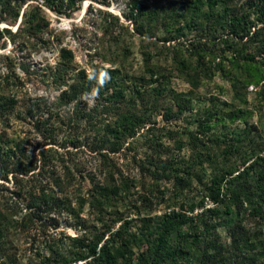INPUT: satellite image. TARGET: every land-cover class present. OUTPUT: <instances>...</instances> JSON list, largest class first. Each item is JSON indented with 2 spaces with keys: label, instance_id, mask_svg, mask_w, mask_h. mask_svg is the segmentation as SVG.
<instances>
[{
  "label": "rangeland",
  "instance_id": "374dc122",
  "mask_svg": "<svg viewBox=\"0 0 264 264\" xmlns=\"http://www.w3.org/2000/svg\"><path fill=\"white\" fill-rule=\"evenodd\" d=\"M2 1L0 133H8L5 141L20 140L18 153L25 156L52 146L68 161L66 168L57 160L45 174L31 169L27 184L60 177L72 193L78 190L69 196L35 187L12 192L11 164L7 172L0 168V214L9 225L1 226L0 264H58L63 255L77 254L88 256L70 264H141L143 249L157 243L160 232L180 251L179 264H199V251L218 247L225 264L242 254L264 264V91L253 82L259 65L264 68V49L237 58L238 38L228 21L233 13L261 25L262 3L76 0L68 6L64 0L56 8L45 0H12L3 4L5 18ZM27 40L36 48L24 55L18 48ZM61 46L68 56L59 53ZM62 58L71 77L84 70L104 82L103 92L118 100L120 111L113 102L101 110L108 101L95 88L55 109L66 86L44 78ZM24 69L30 75L23 77ZM13 74L23 81L19 91ZM32 101L63 116L54 141L34 131ZM74 116L81 120L69 124ZM113 120L134 131L114 154V179L106 185L92 143ZM67 132L81 145L63 147ZM161 160L190 174L189 185L177 189L173 178L154 177ZM221 176L214 200L206 188ZM94 182L107 189L88 196ZM80 196L87 198L81 206Z\"/></svg>",
  "mask_w": 264,
  "mask_h": 264
},
{
  "label": "trees",
  "instance_id": "16d2710c",
  "mask_svg": "<svg viewBox=\"0 0 264 264\" xmlns=\"http://www.w3.org/2000/svg\"><path fill=\"white\" fill-rule=\"evenodd\" d=\"M12 0H3L2 1V12L5 14V18L9 17L10 15L8 12H5L6 10H3V4H7L8 7H10V2ZM48 4H52L56 8H62V6L65 5L64 0H45ZM76 0H67L66 3L68 6H72L75 3ZM195 3L193 5L195 6L200 5V0H193ZM224 2L227 1H233V0H223ZM262 3L264 6V0H258ZM1 12V13H2ZM7 13V14H6ZM2 14V15H3ZM261 25L258 23H249L246 18H237L236 14L230 13L228 16V21L230 25V32L232 35L236 38H238L237 45L235 46L233 52L236 55H243V53H251L253 56H260L263 53L264 49V9L261 14ZM255 26V27H254ZM254 27V29H252ZM1 31V30H0ZM1 33V32H0ZM35 40V39H34ZM43 43L46 40H41ZM49 42V40H48ZM241 42V43H240ZM32 48H36V45L33 41L29 42L27 40L26 42L23 41L22 43H19V50L21 52H24V55H28L29 51ZM245 49V50H244ZM66 53V55H69V52L66 51V48L64 46H61L59 49V53ZM234 55V56H235ZM63 57V56H62ZM238 58V57H237ZM260 70L256 69V73L253 75V82L258 85L260 84L261 91H264V68L262 67V64L259 65ZM49 74L44 78V80H49L52 84H54L57 88H62V85L66 86L64 89L61 90L59 94V101L57 104L54 105L55 107H58L61 104H66L69 101L77 98L79 95L88 93L91 89L95 88V90L104 95L105 100L108 101V103H102L101 110H107L110 108L111 102L116 103L117 109L120 111L122 108V105L119 103L117 104L118 100L112 99V95L105 94L102 90L104 88V82L99 80L97 77H93L91 74H86L84 70L77 71L73 76L71 77L69 75L70 70V63L69 60L63 59L60 60L56 67L54 68H48ZM46 70V69H45ZM30 75L27 69H24L23 71V77ZM13 80H12V86L13 89H16L19 91V88H21L23 81L19 79L18 75L13 74ZM43 77V76H42ZM56 77V78H55ZM72 79V82L68 84V81ZM14 92H16L14 90ZM117 99V98H116ZM120 102V101H119ZM58 105V106H57ZM52 106V105H51ZM2 107V106H1ZM77 108V106H76ZM50 107L48 109H43V105L38 101H32V103L28 107V114H30V122H32V127L34 131H37L44 139L55 140V136L57 133V129H60L62 127L64 118L61 116L59 111H49ZM56 109V108H55ZM51 110V109H50ZM76 110V109H75ZM74 110V111H75ZM87 117H90V114H87ZM121 116L118 115V117ZM80 118V117H79ZM77 116L69 117L68 123L70 124L73 119H77V122L80 121ZM3 122H5L4 119L1 118ZM91 124H94V122H91ZM105 129L103 133L99 136V138L96 140V142H93L92 145L93 150H97V153H99V158L102 160L100 161L98 172L105 178L106 185L108 182V179H114L113 172L110 171L115 166L114 164V154L119 151L122 148V145L125 141V139L131 135L130 133L134 130H131L132 128H125L121 126V124L118 125V123L113 120V122H108L105 124ZM13 134V133H12ZM71 132L64 133L63 138L61 140V145L63 147H66L68 143H71L73 146H79L80 138H71L70 135ZM8 135L6 132L0 133V168L1 170H8V165L11 164L10 170L14 171V178L15 182L13 185L12 192L20 193L24 192L25 189L30 187H35L38 190H40L42 193L46 194H53L51 191H57L60 193V195H72L74 194V191L78 190L75 189L72 193V191L69 190L68 182H65L60 177L53 178L51 181H40L36 180L35 184H27L28 178L32 176V174L29 175L31 169H38V171L42 170L43 174L47 172V168L51 165L54 166L56 161H60L63 165V167L68 168V161L65 160L61 155L59 156L57 154V151L52 147H48L45 150H39L38 151V157L30 158L28 156L24 155L23 153H18L20 151V140L15 141L11 137L10 140L5 141V137ZM3 145H2V144ZM5 144L9 145L7 148L5 147ZM63 154V153H62ZM17 156L11 163L8 160L12 156ZM156 169L160 170L161 173L154 174V171L151 172V174H154V177L156 178H162L165 179H174V185L177 189H183L186 185H189V181L191 180V175L187 172H181L178 168L173 167L171 164H168L166 161L162 162L160 161V165L156 166ZM179 171L181 173H179ZM42 173V172H41ZM7 174V173H5ZM159 175V176H157ZM223 176L221 177H214L211 179L210 184L207 186L208 194L211 195V197L214 200H217L220 195V187L223 182ZM29 183V182H28ZM99 182H94L91 189H89V195L92 196L95 195L97 192L102 191L104 189H107V186H103L101 184H98ZM50 184V185H49ZM29 186V187H28ZM46 190V191H45ZM51 192V193H50ZM232 193V192H231ZM0 197H2V194H0ZM86 197L80 196L79 198V205L81 206L84 201L86 200ZM6 220V217L0 214V239L3 236V228L1 226H9L7 222L3 221ZM7 223V224H5ZM164 224H162L163 226ZM171 226V222L167 221L164 226ZM167 233V229L165 230ZM211 249V248H210ZM201 250L197 253V257L199 258V264H225L227 263L228 257L223 254L222 249L220 247L214 248L211 250ZM180 251L174 250L168 246L167 241V234L164 232H160L159 238L157 240V243L155 244H149L147 245L142 252V258L140 257V263L141 264H179L180 261L183 259L182 255L179 253ZM104 254V247L100 250L98 255L95 257L97 260ZM4 253L0 249V257L3 256ZM86 254H77L73 256L72 258H67V256L62 257L61 261L58 262V264H70L71 260L78 261L83 260L87 257ZM239 261H231L230 264H257V261L255 257L250 255L242 254L239 256ZM236 259V258H235ZM84 264H90L88 261H85ZM95 264V263H92Z\"/></svg>",
  "mask_w": 264,
  "mask_h": 264
}]
</instances>
